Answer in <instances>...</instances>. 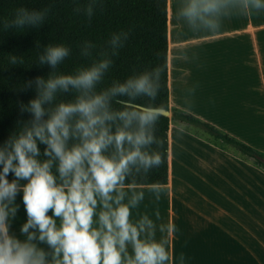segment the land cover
<instances>
[{"label": "clouds", "instance_id": "1", "mask_svg": "<svg viewBox=\"0 0 264 264\" xmlns=\"http://www.w3.org/2000/svg\"><path fill=\"white\" fill-rule=\"evenodd\" d=\"M250 6L264 9V0H251ZM212 10L209 0H190L184 15L194 21ZM40 19V13L20 8L14 24L23 27ZM122 35L127 41L129 33ZM111 44L114 48L123 47L121 34L113 35ZM69 52L63 45L49 46L40 62L55 68ZM16 62L13 56L11 63ZM111 63L109 59L102 60L75 76L60 75L47 81L36 79L38 96L29 102L27 109L32 115L31 126L0 147V165H3L0 172V264H49L48 254L32 243L37 239V231L38 240L52 249L53 264H166L170 260L167 241L155 238V222L147 214L137 223L131 220L132 209L145 198L144 190H133L131 199L123 202L124 184L133 167L138 166L137 171L142 168L147 173L162 164L159 152L142 149L154 142L150 127L161 115H166V109L132 103L139 96L155 98L157 89L150 73L89 95ZM70 88L82 93L76 102L60 103L49 113L44 105L54 99L57 91L67 92ZM115 96H127L129 100L123 110L114 113L110 111V102ZM76 115L80 119L72 130L69 121ZM45 116L48 118L44 119ZM117 119L123 123L113 132L109 122ZM134 122L138 124L135 130ZM72 136L81 142L68 148L67 142ZM38 141L46 145L44 155L50 157L44 162L37 159L41 154ZM113 145L115 153L105 155ZM54 160L59 161L62 180L59 184L51 170ZM10 173L15 176L11 182L7 178ZM21 180L28 183L21 186ZM150 190L156 193L158 200L159 189ZM20 191H23L28 217L21 229L22 234H27V241L23 243L9 234L8 223L18 210L10 205ZM98 206L102 209L99 227H93ZM56 217L61 220L59 228ZM156 217L160 218L159 211ZM29 229L34 231L29 232ZM160 230L165 231L164 226ZM167 231H173L172 225L167 226ZM129 244L132 254H128Z\"/></svg>", "mask_w": 264, "mask_h": 264}, {"label": "trees", "instance_id": "2", "mask_svg": "<svg viewBox=\"0 0 264 264\" xmlns=\"http://www.w3.org/2000/svg\"><path fill=\"white\" fill-rule=\"evenodd\" d=\"M20 8L38 12L42 19L35 24L16 26L14 19ZM168 20V0H0V147L31 126L32 115L27 109L29 102L38 96V77L47 81L60 75L75 76L105 59L112 63L89 95L150 73L157 89L155 98L139 96L132 103L169 110ZM125 32L129 33L127 41L122 35ZM115 34H121L123 47L114 48L111 44ZM57 45L68 47L69 55L55 68L41 63L40 57L46 49ZM13 56L17 60L15 64L11 63ZM81 94L73 88L67 92L57 91L54 99L44 107L50 113L60 103H75ZM128 100L127 96L112 97L110 111L123 110ZM173 117L184 124L202 128L216 140L235 147L264 167V154L213 124L181 111H174ZM79 119V115L70 119L72 130ZM122 123L117 119L109 122V126L115 132ZM137 127L134 122L133 130ZM169 129L170 117L161 115L150 127L154 142L142 149L149 153L159 152L162 164L147 173L142 168L137 171L138 166L133 167L124 186L168 184ZM80 142L72 136L67 147ZM38 147L41 154L37 159L40 162L50 159L44 155L46 145L38 141ZM114 153L113 145L105 155ZM58 165L59 161L54 160L51 170L59 184L62 180ZM2 169L3 165H0V172ZM7 178L11 182L15 179L14 173ZM19 183L23 186L28 181L21 180Z\"/></svg>", "mask_w": 264, "mask_h": 264}, {"label": "crops", "instance_id": "3", "mask_svg": "<svg viewBox=\"0 0 264 264\" xmlns=\"http://www.w3.org/2000/svg\"><path fill=\"white\" fill-rule=\"evenodd\" d=\"M209 2L212 4L213 10L210 13L201 14L200 18L194 21H190L184 15V10L190 0H168L169 182L166 185L124 186L125 198L123 202L127 203L131 199L133 190H144L145 198L140 201L137 207L132 209L131 220L133 223H137L144 214H147L155 222V238L158 241L166 240L168 244L170 260L166 264H262L264 261V245L259 244L257 234L252 235L254 232L251 230L250 233L247 231L244 237L242 231H239L241 228H235L239 223L212 221L207 215H204L201 209L194 210L186 199L189 191L184 190V184L181 183L176 169V151L173 140V129L176 128L171 122V119H174L172 118L173 112L181 111L196 115V117L199 116V113L195 111L191 104L193 102L192 97H190L191 90L195 86H201L200 77L202 72L219 67L218 61L215 66L212 65L216 60H209V64L199 62L196 59L198 53H206L209 46L225 40L227 43L224 44L225 47L223 48L224 56L227 58L228 66H232L238 71L240 77L238 83H241L243 76L246 74L245 67L249 64L250 76H254V80L249 86L255 98L254 119L257 116L259 77L261 79L259 89L264 95V71L259 73V68L264 69V56L259 60L258 49L259 33L264 38V30H259L257 9L250 6L251 0H209ZM207 14H210L208 19L209 29L204 31L205 15ZM205 42L208 44L206 45L207 48L203 45ZM212 47L214 46L212 45ZM217 48L216 44V50L212 52L214 55L218 51ZM222 85L226 86L224 88H227V94L230 95L229 87L231 85L229 86L227 83ZM214 86L217 93L214 94L213 106L215 108L213 110L219 111V114H221V110H224L226 106L221 107L222 101L220 102L219 99V94H222L220 92L221 83L216 82ZM233 86L237 89L238 84H233ZM200 90L203 93L204 101L207 88H200ZM199 104L203 103L199 102ZM175 122L184 124L177 119ZM235 125L239 126L241 123L238 121ZM152 188L159 189L160 198L158 200L156 199V193L150 190ZM18 193L20 194L17 195L20 196H16L14 204L10 205V207L16 206L18 210L16 215L8 221L10 225L9 234L23 243L27 241V234H22L21 229L27 222L28 217L23 199L19 198L23 197V191ZM115 195L116 193H113V196ZM97 199L99 200V197ZM101 210V207L98 206L93 227H99V213ZM157 211L160 213L159 219L156 217ZM49 215H52L51 211ZM54 219H56V225L59 228L60 218L56 217ZM168 225H172V232L167 231ZM161 226H164L165 231L160 230ZM215 228L217 231H215ZM32 231L34 230L29 229V232ZM211 234L218 237L210 238ZM36 236L37 239L32 243H35L39 249H43L48 254L49 264H53L52 249L46 243H41L38 240V231ZM141 238H144V234ZM128 254H132L131 244L128 245Z\"/></svg>", "mask_w": 264, "mask_h": 264}, {"label": "rangeland", "instance_id": "4", "mask_svg": "<svg viewBox=\"0 0 264 264\" xmlns=\"http://www.w3.org/2000/svg\"><path fill=\"white\" fill-rule=\"evenodd\" d=\"M209 15H205L204 31L209 29ZM257 16L259 30H264V9L257 10ZM225 43H227L225 40L216 43L218 51L215 55L212 52L216 50V44H212L214 47L211 45L208 49L206 46L208 44L203 43L207 48L206 53H198L196 59L207 64L209 60H216L212 65L215 66L218 61L219 67L201 73V86H195L191 90L190 97L193 101L191 104L199 113L197 117L227 131L264 154V95L259 89L261 79L260 77L258 79V107L254 119L255 98L249 89L254 76H250L248 64L245 67L246 74L241 83H238L240 80L238 71L228 66L227 58L224 56ZM258 49L261 60L264 56V38L261 33L258 37ZM263 71L264 69L259 68V73ZM214 82L221 83L222 94H219V99L222 101L221 107L226 105L221 114L213 110L214 94L217 93ZM223 83L231 85L230 95L227 94V88H224L226 86H223ZM233 84H238L237 89ZM200 88H207L204 101ZM175 121V118L171 119L176 128L173 129L176 169L181 183L184 184L182 185L184 190L189 191L186 199L191 207L196 211L201 209L212 221L239 223L235 228H241L239 231H242V236L245 237L244 234L252 230L255 233L252 235L257 234L259 244L264 245V167L256 159L245 156L235 147L216 140L202 128ZM238 121L241 125L236 126ZM217 237L213 234L210 236Z\"/></svg>", "mask_w": 264, "mask_h": 264}, {"label": "water", "instance_id": "5", "mask_svg": "<svg viewBox=\"0 0 264 264\" xmlns=\"http://www.w3.org/2000/svg\"><path fill=\"white\" fill-rule=\"evenodd\" d=\"M166 115L169 116L170 115V112L169 110H166Z\"/></svg>", "mask_w": 264, "mask_h": 264}, {"label": "bare ground", "instance_id": "6", "mask_svg": "<svg viewBox=\"0 0 264 264\" xmlns=\"http://www.w3.org/2000/svg\"><path fill=\"white\" fill-rule=\"evenodd\" d=\"M18 194H20V193H18ZM22 195V194H21ZM17 196H20V195H17ZM20 199L22 198L23 199V197H19ZM16 200V199H15ZM17 200H19L18 198H17ZM20 202V201H19Z\"/></svg>", "mask_w": 264, "mask_h": 264}]
</instances>
